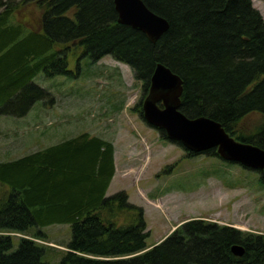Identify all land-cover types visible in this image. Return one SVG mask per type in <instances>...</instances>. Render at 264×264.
Returning a JSON list of instances; mask_svg holds the SVG:
<instances>
[{
  "label": "trees",
  "instance_id": "trees-1",
  "mask_svg": "<svg viewBox=\"0 0 264 264\" xmlns=\"http://www.w3.org/2000/svg\"><path fill=\"white\" fill-rule=\"evenodd\" d=\"M142 1L169 24L156 42L120 24L112 0H0V107L26 101L23 111L6 114L26 113L47 94L32 83L35 76L70 74L67 56L79 47L92 62L108 55L128 64L144 91L155 65L164 64L183 81L185 116L215 120L236 140L264 150V19L252 1ZM88 137L0 163V185L10 189L4 203L0 198L1 233L35 228L39 238L45 225L70 223L72 237L57 264H264V235L199 220L149 249L143 209L124 192L106 196L112 142ZM117 215H124L119 224ZM235 244L242 256L232 253ZM47 251L26 238L14 249L0 234V264H49Z\"/></svg>",
  "mask_w": 264,
  "mask_h": 264
},
{
  "label": "rangeland",
  "instance_id": "rangeland-1",
  "mask_svg": "<svg viewBox=\"0 0 264 264\" xmlns=\"http://www.w3.org/2000/svg\"><path fill=\"white\" fill-rule=\"evenodd\" d=\"M251 1L264 19V0ZM60 68L58 63L53 66ZM66 68L70 74L41 71L35 76L32 83L48 95H41L22 116L6 112L23 111L26 101L0 107V163H12L81 134L104 137L117 153L116 177L106 195L124 192L128 203L143 209L149 248L198 218L264 235V185L258 170L206 154L190 157L165 140L142 117L140 101L147 93L142 82L113 57L92 62L82 48L72 47ZM251 126L252 121L246 128ZM9 192L0 185L1 203ZM123 218L117 215L116 223ZM40 229L41 239L35 228L0 234L11 237L14 249L20 238L46 246L44 260L57 264L72 237L71 226Z\"/></svg>",
  "mask_w": 264,
  "mask_h": 264
},
{
  "label": "water",
  "instance_id": "water-1",
  "mask_svg": "<svg viewBox=\"0 0 264 264\" xmlns=\"http://www.w3.org/2000/svg\"><path fill=\"white\" fill-rule=\"evenodd\" d=\"M117 21L143 32L151 42L167 31V20L150 11L142 0H113ZM183 81L162 63L155 65L147 95L141 101L142 117L151 127L164 132L195 154L215 149L222 160L259 170L264 176V150L233 138L220 123L207 117L189 118L180 111ZM161 104V107L159 106ZM231 251L242 256L244 248L232 245Z\"/></svg>",
  "mask_w": 264,
  "mask_h": 264
},
{
  "label": "crops",
  "instance_id": "crops-1",
  "mask_svg": "<svg viewBox=\"0 0 264 264\" xmlns=\"http://www.w3.org/2000/svg\"><path fill=\"white\" fill-rule=\"evenodd\" d=\"M89 136V135H88ZM89 137H94V136H89ZM89 137L87 138V139H89ZM68 140V139H67ZM114 144V143H113ZM49 147V146H48ZM117 153H116V150H115V145H114V155H113V158H114V169L116 170V160H117ZM115 177H116V173H115V171H114V175H113V177H112V179H111V181H110V183H109V186H108V188H107V190H106V193L109 191V189H110V186H111V184H112V182H113V180L115 179ZM106 196H108V195H106ZM71 224L70 223H66V222H55V223H51V224H48V225H45L44 227H49V226H70Z\"/></svg>",
  "mask_w": 264,
  "mask_h": 264
}]
</instances>
